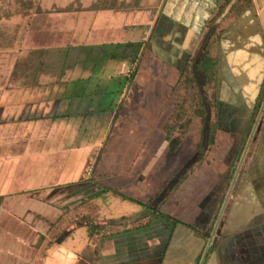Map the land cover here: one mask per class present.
I'll return each mask as SVG.
<instances>
[{"label":"rangeland","instance_id":"1","mask_svg":"<svg viewBox=\"0 0 264 264\" xmlns=\"http://www.w3.org/2000/svg\"><path fill=\"white\" fill-rule=\"evenodd\" d=\"M55 4L54 0H0V123L18 115L38 117L53 110L60 113L74 110L75 113H70L76 116L56 120L51 126L46 121V126L39 130L38 137L44 139L46 153L55 151L54 155H58V151L62 164L68 160L72 149L87 150L84 164L92 168V174H108L111 180L121 184L128 196L145 203L154 201L165 186L174 184L184 170L191 167L190 180L172 198L168 197L162 208L178 216L190 214L189 218H194L190 221L197 226L210 225V235L211 229L218 231V222L226 215L231 197L228 201L226 198L244 153L240 174L246 169L245 176L250 182H260V155L264 150L260 144L246 145L255 123L259 120L253 141L264 123V110L261 112L264 99L253 118V107L264 78L263 66L250 63L238 66L224 55L226 58L220 60L214 85L206 84L202 74L195 70L202 91L209 94L206 103L211 106L209 111L214 124V143L206 149V160L195 163L204 122L195 113L201 107L197 87H186L182 70L187 62H191V68L195 66L191 58L198 57L203 46L211 45L209 51L213 55L220 53L221 48L213 44L215 41L212 43L216 38L209 31L212 23L208 24L206 33L184 34V40L181 34H167L165 27L160 26L153 31L151 41H143V35L137 42L108 45L102 50L73 48L66 57L65 49L63 53L52 49L51 45L62 44L60 37L66 38L70 30L77 28L70 27L69 19L58 14L63 5ZM123 35L132 36L130 32ZM222 51L224 53V49ZM65 57L68 62L62 65ZM132 73L136 74L135 79L127 83L121 93L116 92L115 89L122 87L119 84L122 77H130ZM108 75L119 78L108 82ZM87 78L91 92L89 89L85 92L92 96L84 97L87 102L81 105L78 103L81 99L70 101L69 96L83 90V82H78ZM91 103L93 109L110 111L91 115L86 112L89 109L86 105ZM20 108L25 109L22 114ZM81 112L86 115L80 116ZM178 113L181 117L176 119ZM165 126H174L171 136H167ZM36 130V126L32 129L27 125L22 131L29 134V142H32L36 139ZM4 132L5 129L2 134ZM245 137L247 140L243 143ZM3 152L0 145V153ZM95 176L81 186H95ZM238 180L239 176L233 190ZM191 191H195L192 196ZM103 197L102 203H93L92 213L86 217L97 223L114 222L92 235L96 260H100L101 238L109 236L103 242L106 253L103 262L163 264L162 253L171 248H166L167 242L176 239V233L172 235V221L159 218L143 230L116 234L112 238V233L142 223L132 222L149 210L113 193ZM71 211L70 207L65 209L53 225V234H63L76 222ZM80 225L84 226L85 222ZM174 226L176 230L180 227L193 230L183 222ZM161 228L166 230L159 232Z\"/></svg>","mask_w":264,"mask_h":264},{"label":"crops","instance_id":"2","mask_svg":"<svg viewBox=\"0 0 264 264\" xmlns=\"http://www.w3.org/2000/svg\"><path fill=\"white\" fill-rule=\"evenodd\" d=\"M224 1L54 0V4L59 2L63 5L57 11L58 14L67 17L68 25L77 29L70 30L66 38L60 37L62 44L51 46L55 50H81L90 46L102 50L108 45L137 42L142 40L143 35V41H151L153 31L160 26L165 27L167 34H181V40H184V34L206 33L208 24L212 23L209 31L216 37L212 43L215 41L213 44L221 50L217 55L209 52L217 59L218 65L222 57L228 55L232 64L242 66L250 63L252 66H263L264 70V0H240L225 19L212 21ZM142 27L146 28L143 30ZM126 32H130L131 38L123 35ZM210 48L211 45L207 46L208 50ZM114 77L118 76L108 75L106 81L114 80ZM81 82L83 90L69 96L70 101L79 100V96L83 95L92 96L85 92L89 89L88 78L78 83ZM84 102L87 101H78L79 105ZM92 104L86 105L89 109L85 110L91 115L97 111H110L94 106L95 110ZM24 108H20L19 113L22 114ZM70 112L75 113L74 110ZM70 112L53 110L38 117L18 115L17 118L0 123V145L4 148V152L0 153V264H107L103 262L106 256L103 242L109 236L100 240L102 247L100 260L97 261L92 246L94 239L87 231L92 221L86 217L92 213L93 203H102L103 195L107 194L90 200L101 188L96 185L87 188L81 186L95 176L91 173L92 168L88 169L84 164L87 150L72 149L68 152V160L61 164L60 153H46L44 139L38 137L39 130L47 122L51 126V123L67 120L74 115ZM58 114L65 116L56 119L47 117ZM85 115L81 112L80 116ZM27 125H31L32 129L37 127L36 139H32V142H29V134L22 131ZM4 129L6 132L2 134ZM260 130L253 143L260 144L261 150H264V123ZM260 156L261 183L250 182L245 176L247 170L244 169L241 174L239 170V180L235 190L234 187L232 189L233 195L232 192L230 194L226 215L218 223V231L211 229V235L210 225L197 226L190 221L194 219L189 218L190 214L178 216L176 212H165L161 207L162 212L193 228L180 227L175 230L176 239L169 242L171 248L162 253L165 256L163 264H264V153ZM95 177L97 184L125 193L121 184L111 180L108 174L101 172ZM189 180V177L184 180L169 197L172 198ZM191 192L190 196L195 193ZM68 207L72 209L71 215L76 222L63 234H53V225ZM84 222L85 225L81 226ZM76 225H80L79 228ZM130 228L128 226L126 229Z\"/></svg>","mask_w":264,"mask_h":264},{"label":"trees","instance_id":"3","mask_svg":"<svg viewBox=\"0 0 264 264\" xmlns=\"http://www.w3.org/2000/svg\"><path fill=\"white\" fill-rule=\"evenodd\" d=\"M239 1L240 0H225L224 3L221 5L217 16L214 17L212 21H221V20L225 19L231 12L234 11V9L236 8ZM90 48L93 49L92 46H90ZM71 49L72 48H66L65 49L66 57L68 56L67 52L69 51V53H70ZM60 51L62 52L63 50L60 49ZM63 53H64V51H63ZM66 57H65V60L63 61L62 65H65V63L68 62ZM191 59H192V62H194L195 66L193 68H191L192 67L191 62L185 63L184 68L182 70V75L185 76L184 83H185L187 88L189 86H192V85L194 87H197V90H198L197 94L200 97L201 107L196 109L195 113L197 115H200L203 119V122H204L203 135H202L201 140L197 144L198 155H197L196 159L194 160V162L196 163V162H204L206 160V157H207L206 156L207 155L206 149H207V147H209L210 145H212L214 143V137H213L214 124L212 122V119L210 116V111H209V108L211 106L207 105V103H206V100L207 101L209 100V94L207 92L202 91L201 85L199 83V80H198V77L196 75L195 70H198L202 74L206 84L214 85L216 83V74H217L218 64H217V59H215L211 56V54H210V52L206 46H203L202 52L198 57L195 58L193 56ZM135 76H136L135 73H132L130 75V77L123 76L122 77L123 81L122 80L119 81V83L121 84L122 87L118 90L115 89V91L121 93L123 88L127 85V83H131L135 79ZM83 96H79V99H81L80 100L81 102H82V100H84ZM263 99H264V78H263V81L261 82V85H260L258 98L254 104V107H253V118L258 113V110L261 107V102L263 101ZM180 115H181V113H178L176 116V119H179L181 117ZM64 116L65 115L58 114V115H51V116H47V117H49V119H56V118L64 117ZM43 118H45V117H43ZM248 128H251V126ZM164 129L166 130L167 136H171L172 132L175 128H174V126H172V127L171 126L170 127L165 126ZM246 140L247 139L245 137L243 139V143H245ZM253 142L254 141L252 140V143ZM239 156L240 155L238 152L236 155L237 160L239 159ZM191 171H192L191 167L185 169L184 172L182 173V175L179 177V179L174 184L170 185L169 187L165 186V188H163L162 191L159 193L158 197L154 201H152L151 203L150 202L149 203L142 202V201L137 200L131 196H128L127 194H125L124 192H122L118 189L105 187V186L99 185L97 183L95 185L99 186L101 188V190L94 193L93 196L90 197L89 199L90 200L96 199L97 197H99L103 193L109 194L111 192L113 194L118 195L123 200L132 201L136 204L147 207V209L149 210V212L147 214H144L143 216H141L137 219H134L132 222L133 224L134 223L136 224L138 222H142V223H138L134 227H131L130 229H126L123 231H117L115 233H112L113 234L112 237L115 236L116 234L120 235L122 233H128V232L131 233V232H135V231L138 232L139 230H143V229L151 226L159 218H167L170 221H172V223H173L172 235H174V232L176 230V226H174V225H176L178 223H182V222L179 221L178 219L174 218L173 216L162 212L161 207L165 203V201L168 199V197L171 195V193L173 191H175L180 186V184L188 178ZM234 171H235V169H233V173H234ZM164 190H167V191H166L165 195L159 200V197L161 196V194L163 193ZM87 219L90 220V218H87ZM112 224L114 225V223H107V224L104 222L103 223H97L95 220H92V224L88 229L89 230L88 233L90 236H92L98 229H100L104 225L111 226ZM184 225L191 227L188 224H184ZM165 230H166V228H164V230H162V228L158 229L159 232H162ZM169 242H170V240H169ZM169 242H167L166 248H168ZM211 248H213V246Z\"/></svg>","mask_w":264,"mask_h":264},{"label":"water","instance_id":"4","mask_svg":"<svg viewBox=\"0 0 264 264\" xmlns=\"http://www.w3.org/2000/svg\"><path fill=\"white\" fill-rule=\"evenodd\" d=\"M263 110H264V103H263V105H262L261 112H262ZM258 121H259V120H258ZM258 121H257V123H255V127H254V129H253L252 135L250 136V139H249L248 142H247V145H246L247 147L250 145V143H251V141H252V139H253V135H254V133H255V129H256V125L258 124ZM246 149H247V148H246ZM246 149H245V151H246ZM244 158H245V153L242 155V158H241L240 164H239V166H238V168H237V171H236V174H235V177H234V181H233V183H232L231 186H230L229 194H228V197L226 198V201H228V199H229V197H230V194H231L232 189H233V187H234V183H235V181H236L237 175H238L239 170H240V168H241V166H242V163H243V161H244ZM166 191H167V190H164V191H163V193H162L161 196L159 197V200L165 195ZM225 204H226V202H225ZM225 204H224V207H225ZM219 221H220V220H219ZM218 223H219V222H218Z\"/></svg>","mask_w":264,"mask_h":264}]
</instances>
